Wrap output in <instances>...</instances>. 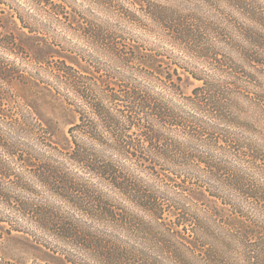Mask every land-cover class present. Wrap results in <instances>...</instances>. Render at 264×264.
Segmentation results:
<instances>
[{
	"label": "clouds",
	"instance_id": "9594fccd",
	"mask_svg": "<svg viewBox=\"0 0 264 264\" xmlns=\"http://www.w3.org/2000/svg\"><path fill=\"white\" fill-rule=\"evenodd\" d=\"M120 3L122 0H35L36 11L24 16L23 27L13 28L9 24L0 28V65L6 71H12L8 53L30 59L41 52L45 53V60L57 53L90 70L88 82L93 94L89 102L99 121H111L109 109L103 103L104 99H111V90L105 85L118 84L123 93L121 105L134 113L133 119L145 121L149 143L134 146L142 154L137 156L139 167L149 172L166 169L170 174L167 180L163 176L144 180L120 165L110 151L98 149L92 141L84 143L74 135L77 143L70 149L71 154L88 162L130 203L102 197L94 186L74 182L63 173L66 186L56 190L75 206L85 209L91 219L54 208L49 209L53 222L68 225L89 249L95 264H264V95L260 99L252 97L246 105L244 116L255 124L254 128L247 125L251 131H229L226 126H218L204 113L215 109L212 114L237 123H247V119L229 108L228 99L218 95L217 82L207 73H198L203 86L195 96H173L165 91L169 89V81L158 75L162 70L155 51L140 47L139 38L125 32L111 15H101L112 13ZM169 3L171 6H165V0H147L148 10L157 23L174 38L177 22L184 20L178 9L195 11L200 0H169ZM9 5L12 0H3L6 11ZM243 7L247 19L234 21L243 37L230 38V43L245 56L264 58L256 56L253 47L264 48V0H244ZM187 23L192 26V36L181 38L195 54L214 59L218 49L201 44L207 22L196 17ZM117 35L122 41L130 40L137 45L135 59L116 46ZM73 36L86 44L81 45ZM161 52L170 55L167 49L161 48ZM177 59L188 70H194V64L186 59L173 56L168 63ZM53 63L62 69L60 78L66 87L78 90L85 79L79 69ZM253 91L264 93V87ZM33 92L29 99L34 104L38 100L43 106L52 100L51 96L45 100L47 90L42 87ZM65 99L73 100L62 94L53 102L60 105ZM67 114L71 116V110ZM173 125L180 126L179 137ZM77 127L100 139L95 124L83 114ZM13 128L14 123L0 122V135L16 137ZM213 131L224 136L228 144H217ZM203 132L207 135H202ZM58 139L65 143L59 134ZM107 148L127 155L128 141L117 136ZM233 157L242 163L237 165ZM201 161L205 167H200ZM217 198L223 203L217 204ZM175 221L186 230H178ZM67 254L78 259L72 252Z\"/></svg>",
	"mask_w": 264,
	"mask_h": 264
},
{
	"label": "trees",
	"instance_id": "16d2710c",
	"mask_svg": "<svg viewBox=\"0 0 264 264\" xmlns=\"http://www.w3.org/2000/svg\"><path fill=\"white\" fill-rule=\"evenodd\" d=\"M31 1L35 2V0ZM122 1L127 3L125 7L119 5L116 8L119 24H123L122 28L125 32H131L139 38L140 47L155 51L158 67L162 70L158 75L169 81V89L165 91H169L173 96L177 94L195 96L197 90L203 86V79L198 73H207L217 82L218 95L228 99L229 108L240 118L247 119L244 116L246 105L252 97L260 99L264 95L253 91L264 87V58L245 56L239 48L230 43V38H235L237 35L243 37V33L234 21L247 19L243 7L244 0H200V3H206L210 8L212 14L208 17L198 16L191 10L178 9L184 20L177 22V36L174 38L167 34L168 30L165 27L157 23L152 12L148 10L147 0ZM168 2L169 0H165V6H171ZM196 17L207 22L208 26L201 34L203 37L201 44L207 43L218 49L214 59L210 60L208 57L195 54V50L189 48L181 38L192 36V26L187 21ZM0 28H3L1 23ZM9 35L13 34L9 33ZM115 42L118 48L136 58L139 51L136 44L130 40L122 41L119 35L116 36ZM244 44L245 46L248 44L246 39ZM253 47L256 56L264 57V48L259 45ZM161 48L167 49L170 55L162 53ZM219 49H222V52ZM7 55L12 61V71H6L5 66L0 65V122L7 121L10 125L14 123L16 128L12 131L16 133V137L0 135V234H10L12 231L26 234L49 252L55 264H95V260L89 255V249L76 238L72 229L58 220L53 222L49 212V209L59 208L63 213H71L85 220L91 219L85 209L75 206L56 190L66 186V179L62 174L67 173L74 182L94 186L102 197L119 199L124 203L130 202L125 200L121 191L108 179L90 167L88 162L71 154L70 149L75 148L77 143L74 135H78L80 141L84 143L92 141L98 149L110 151L113 159H117L120 165L139 174L144 180L151 181L154 176H163L167 180L170 179V174L166 169L157 168L149 172L139 167L137 156L142 154L134 146L149 143L145 121L141 118L133 119L134 113L121 105L123 93L118 84L113 82L105 85L106 89L111 90V99L103 100L111 116L110 123H105L98 120L97 112L89 102V96L93 94L92 84L88 82L92 74L90 70H86L67 56L59 55L54 59L51 55L47 60L44 57L28 59L30 63L40 66L35 75H30L28 68L17 62L20 55L13 53ZM173 56L193 63L194 70L190 71L182 66L179 59L169 64L168 61ZM54 61L62 63L69 69H79L80 75L85 79L81 81L78 90L66 87L64 80L60 78L62 69L57 68ZM41 73L48 76V79L45 80ZM186 77H192L199 82L189 94H184L181 88V83ZM100 79L97 77V82H100ZM42 85L46 86L54 100H58L62 94L73 98V100L65 99L60 105L56 104L58 107L71 110L74 115V121L66 131L68 144L65 147L60 146L56 141V122L51 118L40 122V119L34 116L32 105L24 100L21 94ZM76 105H79V108ZM212 113H215V109H212L211 113L204 114L209 120L217 122L218 126H226L229 131L247 133L255 127L250 119H247V123H237ZM82 114L95 124V131L100 139L78 129ZM249 124L252 128L247 126ZM173 128L179 137L182 132L180 126L173 125ZM202 135H207V132H203ZM213 135L216 136L217 144H228L224 136H217L215 131ZM117 136L127 139V155H121L107 148ZM233 161L237 165L242 163L235 157ZM200 167H205L202 161ZM75 194L82 193L75 192ZM85 199L87 200V197ZM222 203L223 201L217 198V204ZM175 223L178 230H186L182 229L179 221ZM68 252L74 253L78 259L70 258ZM0 264L18 263L0 253ZM31 264L52 263L34 261Z\"/></svg>",
	"mask_w": 264,
	"mask_h": 264
},
{
	"label": "rangeland",
	"instance_id": "374dc122",
	"mask_svg": "<svg viewBox=\"0 0 264 264\" xmlns=\"http://www.w3.org/2000/svg\"><path fill=\"white\" fill-rule=\"evenodd\" d=\"M191 1V0H190ZM35 2H32L31 0H12V5H9V10H5L3 7V0H0V23L3 25V28H7L9 24L13 28H18L23 25V19L25 15H31L35 13V8L33 7V4ZM127 2L122 1L120 3V6L126 5ZM169 3V2H168ZM171 5V4H169ZM191 10L192 9H187ZM198 16H205L208 17L211 15V11L209 6L204 3H200V7L195 9V11ZM117 9L114 8L112 10V13H106L102 12L101 15H111L113 20H118L117 15ZM120 27H123V24H119ZM73 40H78V42L81 45H85V41H83L81 38L73 36ZM45 53H34L30 59L35 58H43ZM10 57L13 55H9ZM52 56L55 58H58L59 54L53 53ZM17 62L21 63V66H26L28 69V73L30 75H35V72L40 68V66H36L29 62L27 58H22L19 56L17 58ZM21 69H24V67H21ZM45 80L48 79V76L41 73ZM43 80V79H42ZM199 82L192 77H186L181 83V88L184 94H189L191 89L197 86ZM44 89L47 90L46 86L42 85ZM22 90L20 91V93ZM24 97V100L26 99L29 101V103L32 105V109L34 110L35 117L37 119H40V122L42 120H47L51 118L56 122V141L60 146L65 147V144H68V140L66 139V131L69 127L70 123L74 121V115L72 114L69 116L67 114L69 109L63 108L62 106L58 107L55 101L53 99V96L49 93L47 90V96L45 97V100L47 101V97L51 96L52 100L47 101L46 104L43 106L39 104V101L37 100L34 104L32 100L29 99L30 96L34 94L33 90H26L25 92L21 93ZM43 121V122H44ZM59 137L62 138V140L65 143H61ZM0 253L5 256L8 259H11L14 262H17L18 264H31L32 262H51L52 264H55L52 261V258L49 255V252L45 250L42 246H40L38 243H36L31 237L27 236L26 234L18 233L15 231H12L10 234L7 233H1L0 234ZM18 253V254H14Z\"/></svg>",
	"mask_w": 264,
	"mask_h": 264
}]
</instances>
